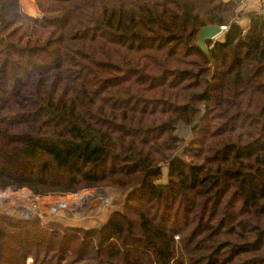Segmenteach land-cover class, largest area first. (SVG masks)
Returning <instances> with one entry per match:
<instances>
[{"label":"trees","instance_id":"trees-1","mask_svg":"<svg viewBox=\"0 0 264 264\" xmlns=\"http://www.w3.org/2000/svg\"><path fill=\"white\" fill-rule=\"evenodd\" d=\"M34 1L0 0V191L127 195L97 228L0 215V264H264V7Z\"/></svg>","mask_w":264,"mask_h":264},{"label":"rangeland","instance_id":"rangeland-1","mask_svg":"<svg viewBox=\"0 0 264 264\" xmlns=\"http://www.w3.org/2000/svg\"><path fill=\"white\" fill-rule=\"evenodd\" d=\"M20 1L23 11L31 15H38L34 0ZM241 2L240 0L238 12L247 11L250 9L249 7L255 5L257 8L260 7L258 4L253 5L250 0H244L242 7ZM241 25L247 26L248 21L242 19ZM223 38L224 33L213 41ZM99 189H104V191H98ZM126 195V193L117 191L112 187L84 189L76 194L43 196L34 195L27 188L21 190L7 189L0 191V215H9L32 222L39 221L44 227L55 222L63 226L97 228L107 221L114 210L121 207ZM84 196L87 200L83 204H79L78 207L60 206V204L75 205L74 203H78ZM24 211L31 212V214L28 216L26 213L27 216H24ZM176 238L178 239V237ZM31 262L32 259L29 258L28 263Z\"/></svg>","mask_w":264,"mask_h":264},{"label":"water","instance_id":"water-1","mask_svg":"<svg viewBox=\"0 0 264 264\" xmlns=\"http://www.w3.org/2000/svg\"><path fill=\"white\" fill-rule=\"evenodd\" d=\"M264 13V10H263ZM226 28L220 25H209L202 28L198 36L197 41L194 43L195 46L200 47L207 57L210 59L211 64H213V58L210 52V47L208 45V40H213L216 37L224 33ZM98 191H104V189H99Z\"/></svg>","mask_w":264,"mask_h":264},{"label":"bare ground","instance_id":"bare-ground-1","mask_svg":"<svg viewBox=\"0 0 264 264\" xmlns=\"http://www.w3.org/2000/svg\"><path fill=\"white\" fill-rule=\"evenodd\" d=\"M86 200H87V198L84 196V197H82L81 200L78 201V203L76 202L77 204L74 203L75 205H71V204H60V206H64V207H65V206H67V207H72V206L74 207V206H77V207H78L79 204H83ZM28 215H29V214H28Z\"/></svg>","mask_w":264,"mask_h":264},{"label":"built area","instance_id":"built-area-1","mask_svg":"<svg viewBox=\"0 0 264 264\" xmlns=\"http://www.w3.org/2000/svg\"><path fill=\"white\" fill-rule=\"evenodd\" d=\"M241 1H242V2H241L242 7H243V5H244L243 2H244V0H241ZM256 1H257V4H258V5H260V6H264V0H256ZM224 27L226 28V26H224ZM26 213L31 214V212L24 211V212H23V215H24V216H27ZM28 216H29V215H28Z\"/></svg>","mask_w":264,"mask_h":264},{"label":"crops","instance_id":"crops-1","mask_svg":"<svg viewBox=\"0 0 264 264\" xmlns=\"http://www.w3.org/2000/svg\"><path fill=\"white\" fill-rule=\"evenodd\" d=\"M251 1V3L253 4V5H255V4H257V1L256 0H250ZM256 6V5H255ZM254 6V7H255ZM251 7H253V6H251Z\"/></svg>","mask_w":264,"mask_h":264}]
</instances>
